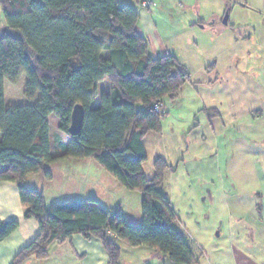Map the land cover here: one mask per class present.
<instances>
[{
    "label": "trees",
    "instance_id": "1",
    "mask_svg": "<svg viewBox=\"0 0 264 264\" xmlns=\"http://www.w3.org/2000/svg\"><path fill=\"white\" fill-rule=\"evenodd\" d=\"M142 1L0 0V182L17 185L24 218L35 219L39 227L11 264L45 260L51 243L74 234L99 239L108 264H120L117 239L148 246L170 264L197 263L174 227L177 215L163 192L166 172L174 167L157 155L151 179L142 168L144 137L161 132L163 99L177 98L190 82V72L175 56L150 55L149 42L137 29L140 9L151 8ZM22 75L27 103L8 105L5 84ZM105 79L112 91L99 93ZM155 103L161 104L159 111ZM77 104L85 113L81 131L73 136L68 128ZM50 118L58 120L66 137L55 135L54 155ZM88 158L127 190L140 192L139 227L119 207L107 208L94 197L46 203L41 190L25 185L28 175L50 180V167L62 159ZM18 226L17 220H0V241Z\"/></svg>",
    "mask_w": 264,
    "mask_h": 264
},
{
    "label": "crops",
    "instance_id": "2",
    "mask_svg": "<svg viewBox=\"0 0 264 264\" xmlns=\"http://www.w3.org/2000/svg\"><path fill=\"white\" fill-rule=\"evenodd\" d=\"M151 2V8L140 9L137 28L149 42L150 55L175 56L190 72L188 83H194L202 89L201 95L196 94L200 99L197 112L203 114L205 123L203 133L196 137L198 145L195 148L201 149L206 142L211 145L207 147L212 154L216 153L215 141L219 140V144H223L225 139L232 140V151L237 150L238 153L233 157L235 160L229 165L227 174L236 171L231 169L236 164L256 170L248 178L234 175L227 179L220 173V192L213 204L217 206L212 207L205 216L203 209L189 207L183 217L170 198L177 215L174 227L197 258L195 264H264V0H251L243 6L241 12L244 11V16L238 14L239 9L235 10V15L231 20L229 15L225 26L218 21L216 12L221 14L223 9L216 1L217 7L211 11L208 22L199 18L198 24H189L188 28L180 21L166 20L161 9ZM165 20L168 22L163 23ZM194 27L202 34H195ZM206 34H209V40L201 46L199 53L196 51L199 46L192 39ZM183 38L182 43L180 39ZM235 61L237 66L234 65ZM97 90L99 93H110L112 88L105 79L98 84ZM170 100L167 97L163 99L165 117L168 115L167 101ZM93 104H99V96ZM50 119V152L54 155L52 142L59 133V122L55 118ZM53 125L57 128H54L57 134L52 130ZM199 125L197 123L195 127ZM249 142L251 145L246 148ZM173 144L172 139L168 142L160 133L146 134L144 146L147 159L142 168L147 179L154 175L153 161L157 155L172 166L167 154ZM243 149L248 150L247 156L244 152L239 153ZM216 163L213 161L210 164L216 167ZM60 167H63V173L50 202L94 197L103 204L100 198H104L109 204H103L105 207H119L129 222L141 224V209L138 212L135 209L131 211V217L126 215L127 209L111 194L117 184L105 176V170L93 159L58 161L50 167V180L37 174L28 175L25 185L41 190L46 203H49L46 186L55 181L57 173L61 172ZM223 167H226L225 161ZM211 170L213 173L214 170ZM103 176L108 179L109 185L104 184ZM23 215L24 208L17 185L10 181L0 182V220L19 222L18 228L0 241V264H11L14 256L32 242L39 232L36 220L25 219ZM116 242L120 247V264H170L166 257L148 246L132 247L120 239ZM47 252L45 260H31L26 264H108L109 260L99 239L85 240L79 234H74L70 240L51 243Z\"/></svg>",
    "mask_w": 264,
    "mask_h": 264
},
{
    "label": "rangeland",
    "instance_id": "3",
    "mask_svg": "<svg viewBox=\"0 0 264 264\" xmlns=\"http://www.w3.org/2000/svg\"><path fill=\"white\" fill-rule=\"evenodd\" d=\"M119 3H127L132 2V0H117ZM154 4L158 6L159 9L165 14V19L171 22L180 21L183 23L184 27L188 28L189 24L196 25L198 24L197 20L199 18L205 19L208 22V17L211 14V11H215V7H217V3L219 7H222L223 12L220 14L218 12V21L221 22L224 16L226 9L229 8L230 11V20L235 15V10L239 9L240 16H244V11L241 12L243 6L248 5L251 0H152ZM163 21L166 23L168 21ZM3 16L0 11V32L3 27ZM221 24V23H220ZM223 26V25H222ZM197 27V26H196ZM196 27L195 34L201 33ZM248 32V31H247ZM202 34V33H201ZM209 34L200 35L196 39H192L195 41L199 50H196L200 53L201 46L209 40ZM180 42H184V38ZM190 42V38L188 39ZM180 47V46H179ZM185 52V49L183 50ZM202 57V56H200ZM199 57V58H200ZM184 58V56H183ZM186 59V58H184ZM251 60V59H250ZM251 62V61H250ZM237 66V61L235 64ZM233 65V66H234ZM235 67V66H234ZM254 67V66H252ZM189 71V70H188ZM25 76L22 75L21 78L15 83L10 84L6 83L4 87L5 100L9 105L16 104H24L27 103L25 98ZM207 88V86H206ZM202 89L198 88L194 83H186L182 86L180 95L176 100L167 101V111L168 115L161 120V136L167 139L168 142L172 139L174 144L168 149V162L172 164L174 167V171H167L165 175L164 181V194H167L168 198L173 201L175 207L179 209V214L183 217L187 214L186 210L189 207H197L198 209H203L204 214L211 212L212 207H216L217 205H213L215 200L217 199V194L220 192V183L218 179H220V173L225 178L229 179V177H252L255 174V168H242L237 166L231 167L232 170H236L228 173L229 165H232L234 160L233 157H236L235 150L232 151L233 145L228 139H225L223 144H219V140L215 141L216 153H209L208 147L211 146L208 143H203L201 149L195 148L198 145L196 141V137L198 134L203 133L204 126V117L202 113H198V105L200 103V99L196 97V94L199 93L201 95ZM171 102V103H169ZM197 123L200 125L196 126ZM56 126L53 125L52 130L57 134V130H55ZM60 133V132H59ZM57 134L62 138L66 139L63 134ZM221 138V137H220ZM224 138H222V141ZM251 145L249 142L247 146ZM163 148V150H166ZM160 149V148H159ZM162 149V148H161ZM214 149V148H213ZM160 151V150H159ZM264 151V148H263ZM240 152H244L247 156L249 153L248 150H240ZM238 153V152H237ZM245 155L243 157H245ZM91 159V158H88ZM64 160V159H62ZM61 161V160H60ZM215 161L216 167L210 164ZM224 161L226 163V167L224 166ZM56 164V163H55ZM65 169V168H64ZM89 170L90 168L87 167ZM211 169L214 170L213 173ZM61 172L57 173L55 177V181L53 183H49L46 186L47 191V201L50 203V197L54 195L53 191L57 190L58 183L61 179L63 173V167H60ZM210 170V171H209ZM225 171V172H224ZM106 172V171H104ZM107 178L109 180H113L117 185V187L113 188L112 196L117 198V200L122 203V206L125 207L126 215L131 217V211L134 209L138 212L141 209V194L135 190H127L123 186H121L117 181H115L109 174L106 172ZM218 178H215L216 176ZM233 174V175H230ZM103 176L105 179L104 184L109 185L107 178ZM71 179V178H70ZM78 182H76L77 184ZM71 184V183H70ZM89 186V185H87ZM236 187V186H235ZM119 188V189H118ZM79 190V187H78ZM123 190V191H122ZM80 191V190H79ZM76 191L74 194L76 195ZM79 196V195H77ZM75 196V197H77ZM111 196L112 200L113 197ZM110 198V197H109ZM107 199V198H106ZM100 201L104 205L107 204L104 198H100ZM112 205V204H111ZM194 211V210H193ZM206 212V213H205ZM211 216V215H210ZM132 223V222H130ZM134 226L139 227L141 224H134ZM215 233L216 230H215Z\"/></svg>",
    "mask_w": 264,
    "mask_h": 264
},
{
    "label": "water",
    "instance_id": "4",
    "mask_svg": "<svg viewBox=\"0 0 264 264\" xmlns=\"http://www.w3.org/2000/svg\"><path fill=\"white\" fill-rule=\"evenodd\" d=\"M229 18V8L226 9L223 19L221 21V25L225 26L227 25V21ZM84 107L80 104H77L73 107L71 116H70V125L68 128V132L70 135H77L81 129H82V125H83V119H84Z\"/></svg>",
    "mask_w": 264,
    "mask_h": 264
},
{
    "label": "built area",
    "instance_id": "5",
    "mask_svg": "<svg viewBox=\"0 0 264 264\" xmlns=\"http://www.w3.org/2000/svg\"><path fill=\"white\" fill-rule=\"evenodd\" d=\"M151 7L152 6V3L150 0H143L142 1V7ZM160 107H161V104L160 103H155L154 104V110L156 111H159L160 110Z\"/></svg>",
    "mask_w": 264,
    "mask_h": 264
},
{
    "label": "bare ground",
    "instance_id": "6",
    "mask_svg": "<svg viewBox=\"0 0 264 264\" xmlns=\"http://www.w3.org/2000/svg\"><path fill=\"white\" fill-rule=\"evenodd\" d=\"M214 25V24H213Z\"/></svg>",
    "mask_w": 264,
    "mask_h": 264
}]
</instances>
